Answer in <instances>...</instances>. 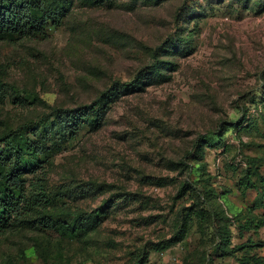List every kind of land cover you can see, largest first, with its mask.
Wrapping results in <instances>:
<instances>
[{"label": "rangeland", "instance_id": "374dc122", "mask_svg": "<svg viewBox=\"0 0 264 264\" xmlns=\"http://www.w3.org/2000/svg\"><path fill=\"white\" fill-rule=\"evenodd\" d=\"M263 76L264 0H65L47 37L0 39V134L30 127L48 147L54 219L99 215L5 233L0 264H238L219 229L232 250L264 241V227L240 235L256 196L236 187L264 122L232 124L256 114ZM99 96L93 125L66 134L54 112Z\"/></svg>", "mask_w": 264, "mask_h": 264}, {"label": "trees", "instance_id": "16d2710c", "mask_svg": "<svg viewBox=\"0 0 264 264\" xmlns=\"http://www.w3.org/2000/svg\"><path fill=\"white\" fill-rule=\"evenodd\" d=\"M64 4L65 0H0V39L18 41L47 37V30L61 21ZM102 98L99 96L89 105L72 110H56L53 115L59 119L62 130L73 137L84 126L93 125L92 120L99 111L96 106ZM253 107L256 114L248 111V116L242 115L240 118L241 123L234 122L232 125L239 130L248 128L247 125L258 130L259 121L264 122V97L256 101ZM36 128L33 127L32 131ZM29 130L30 127H23L22 130L0 134V236L40 227L75 232L84 227L86 222L94 223L95 216H99L97 210L80 214L73 227L47 213L51 198L46 190V174L41 163L46 162L49 149L39 143V135L34 134L33 140L28 138L25 133ZM253 145L264 149V144ZM238 156L241 159L238 167H241L242 174L236 184L237 190L241 191L242 196L248 192L254 193L256 198L250 208L238 211L237 229L240 235L252 231L257 233L264 227V155L244 156L238 151ZM260 209L263 212H259ZM227 210L230 208L227 207ZM186 232L187 228L182 226L174 241L181 242ZM230 236L225 226L219 229L220 243L217 247L221 255L233 257L238 264H264V256L257 253L258 249L264 248V241L249 239V243H242L232 250Z\"/></svg>", "mask_w": 264, "mask_h": 264}]
</instances>
